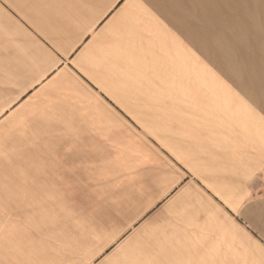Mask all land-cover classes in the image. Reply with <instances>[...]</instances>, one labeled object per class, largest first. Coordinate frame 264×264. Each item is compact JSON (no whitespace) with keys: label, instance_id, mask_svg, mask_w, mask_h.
<instances>
[{"label":"crops","instance_id":"0c3cea01","mask_svg":"<svg viewBox=\"0 0 264 264\" xmlns=\"http://www.w3.org/2000/svg\"><path fill=\"white\" fill-rule=\"evenodd\" d=\"M146 1L157 20L132 0H0L15 182L70 198L126 261L264 264V64L225 45L264 36V0Z\"/></svg>","mask_w":264,"mask_h":264},{"label":"rangeland","instance_id":"374dc122","mask_svg":"<svg viewBox=\"0 0 264 264\" xmlns=\"http://www.w3.org/2000/svg\"><path fill=\"white\" fill-rule=\"evenodd\" d=\"M132 2L144 8L150 21L158 19L157 6L146 0ZM260 24L264 29V21ZM227 44L239 49L241 61L264 64V36L240 31L238 38L225 39ZM202 57L196 54L193 59L203 61ZM207 67L212 79L224 80L212 64ZM5 141H0V264H160L126 261L136 257L121 256L118 246H92V238L100 242L101 233L79 229L82 224L72 215L70 198H28L24 184L15 182L22 168L11 165L18 153L7 151ZM9 209L15 210L14 224L8 223Z\"/></svg>","mask_w":264,"mask_h":264},{"label":"bare ground","instance_id":"6f19581e","mask_svg":"<svg viewBox=\"0 0 264 264\" xmlns=\"http://www.w3.org/2000/svg\"><path fill=\"white\" fill-rule=\"evenodd\" d=\"M239 12V11H238Z\"/></svg>","mask_w":264,"mask_h":264}]
</instances>
